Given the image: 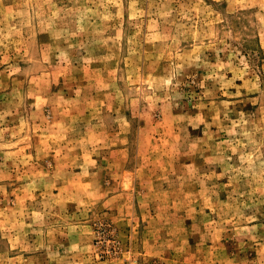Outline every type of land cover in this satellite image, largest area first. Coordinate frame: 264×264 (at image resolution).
<instances>
[{"label":"rangeland","instance_id":"1","mask_svg":"<svg viewBox=\"0 0 264 264\" xmlns=\"http://www.w3.org/2000/svg\"><path fill=\"white\" fill-rule=\"evenodd\" d=\"M0 264H264V0H0Z\"/></svg>","mask_w":264,"mask_h":264}]
</instances>
